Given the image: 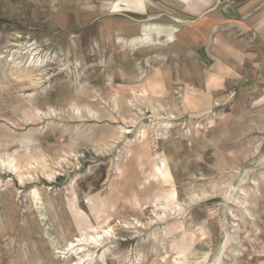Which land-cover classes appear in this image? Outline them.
<instances>
[{
  "label": "rangeland",
  "instance_id": "rangeland-1",
  "mask_svg": "<svg viewBox=\"0 0 264 264\" xmlns=\"http://www.w3.org/2000/svg\"><path fill=\"white\" fill-rule=\"evenodd\" d=\"M35 3L0 0V264H264L260 98L211 109L162 47Z\"/></svg>",
  "mask_w": 264,
  "mask_h": 264
},
{
  "label": "crops",
  "instance_id": "crops-1",
  "mask_svg": "<svg viewBox=\"0 0 264 264\" xmlns=\"http://www.w3.org/2000/svg\"><path fill=\"white\" fill-rule=\"evenodd\" d=\"M35 7L61 31L102 18L108 36L140 34L135 44L162 47L170 60L163 79L208 96L211 109L247 108L256 98L264 108V0H36ZM127 13L166 18L165 32L146 37L141 25L125 26Z\"/></svg>",
  "mask_w": 264,
  "mask_h": 264
},
{
  "label": "bare ground",
  "instance_id": "bare-ground-1",
  "mask_svg": "<svg viewBox=\"0 0 264 264\" xmlns=\"http://www.w3.org/2000/svg\"><path fill=\"white\" fill-rule=\"evenodd\" d=\"M149 35H146V37H148ZM150 38V37H149ZM37 67V66H36ZM39 67V66H38ZM123 132H125V131H123ZM122 134V133H121ZM13 161V160H12ZM8 162V168H11V169H14V170H16V171H18V167L14 164V162ZM4 164H6V162H3ZM7 165V164H6ZM20 178L22 179V177L20 176ZM51 178V177H50ZM53 179V178H52ZM50 208V207H49ZM109 232V231H108ZM90 237V236H89ZM85 239V238H84ZM98 237H96V236H93V237H90L89 238V240H88V242H90V241H92V242H95V244L97 245V242H98ZM78 240H80V239H78ZM103 240V239H102ZM86 241V240H85ZM74 242V241H73ZM81 242V241H80ZM73 244L74 243H71L68 247H69V251L71 250V248L72 247H74L73 246ZM82 260V259H81ZM82 262V261H81ZM79 264V263H78Z\"/></svg>",
  "mask_w": 264,
  "mask_h": 264
}]
</instances>
